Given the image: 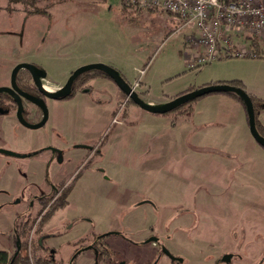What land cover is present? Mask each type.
Instances as JSON below:
<instances>
[{
    "label": "rangeland",
    "instance_id": "obj_1",
    "mask_svg": "<svg viewBox=\"0 0 264 264\" xmlns=\"http://www.w3.org/2000/svg\"><path fill=\"white\" fill-rule=\"evenodd\" d=\"M249 35L248 43L237 30L232 36L219 37L221 51L208 62H200L205 54L196 24L184 26L178 15L161 8H138L123 0H0V46L7 45L3 55L0 52V64L7 66L0 85L9 79L13 69L10 64L19 58L39 65L45 72V84L57 83L60 87L79 66L102 62L117 69L141 98L170 101L216 79H239L249 94L257 91L259 97H254L264 99V47L256 50ZM240 50L259 55H240ZM26 74L25 69L21 70L22 76ZM103 82L91 80L85 85L91 90L79 92L72 100L47 98L48 120L40 128H27L19 122L15 125L7 119L0 122V145L11 151H39L27 157L6 154L8 162L0 164V250H11L13 240L24 236L29 256H33L34 246L29 244L35 245L42 226V233L50 234L48 240L58 247L54 254L42 252L46 258L55 255L59 264H98L97 255L96 260L84 254L75 260L85 246L95 241L90 240L99 231L94 221L99 226L103 215L87 203L94 185H98L95 179L99 176L94 177V172L102 175L91 170L95 168L94 159L81 171H86L85 178L81 188L68 197V204L54 209L55 206L33 232L32 228L41 206L38 193L63 179L71 182L83 160L78 155L70 158L77 152L76 139L88 134L85 141L95 140L107 129L112 97L118 88L109 80L114 90V94L110 93ZM210 96L196 99L191 107L195 102H202L201 109L218 105L217 100L205 101ZM130 103L135 104L126 95L118 107L126 110ZM76 113L78 119L74 117ZM182 113L179 110L171 114ZM63 115L69 119L62 123ZM59 120L69 140L64 152L39 154L60 140L56 128ZM116 120L117 117L112 122ZM165 123L166 120H157L153 125L161 128ZM240 145L243 148L239 147V153L244 155L240 162L245 165H239V171L249 172L255 180L240 174L237 192L225 187L224 180L199 181V171L207 169L212 175L223 172V167L219 169L217 165V170L211 160L202 162L195 152L187 150L186 180L180 174L183 158L176 156L159 158L157 177L146 174L145 169L136 171L135 163L124 166L123 159L121 164L110 161L108 174L116 173L125 179L120 187L110 188L152 197L156 205H123L119 212L107 215V222L100 227H104V241L114 259H101V264H179L178 258H182V264H216L225 255L231 261L220 264H264V153L260 145L257 149L244 141ZM127 154L137 157L133 149L123 150V155ZM113 156L112 152L110 160ZM167 201L173 210L171 220H167L165 212ZM89 236V240H81ZM150 238L158 239L157 247L148 241ZM165 248L177 259L166 254Z\"/></svg>",
    "mask_w": 264,
    "mask_h": 264
},
{
    "label": "crops",
    "instance_id": "obj_2",
    "mask_svg": "<svg viewBox=\"0 0 264 264\" xmlns=\"http://www.w3.org/2000/svg\"><path fill=\"white\" fill-rule=\"evenodd\" d=\"M249 36L251 35H245L246 40H244V42H249ZM258 39L260 41L259 44L263 45L264 47V43L262 42L263 40L261 38ZM0 47V52H2L3 55L7 48V45H1ZM25 59L26 58H19V60ZM0 66V76H2L3 80L6 77L5 70L7 66L5 65V63H1ZM216 80L230 81L231 79ZM4 81L1 82L3 83ZM104 81V83L108 86L110 93H113L114 90L112 84L109 83V80ZM216 82H210L207 84ZM45 86L50 90H55L59 86V84H45ZM250 92L253 96L259 97L257 91ZM208 95L212 96H210L205 101H209L211 99L212 101L217 100L219 104L213 106L212 108L206 107V109H201L199 108V105L202 102H195V106L191 108L192 110L190 109L187 112L179 114L178 116H172V114H153L151 112H148L147 110L139 108L138 106H136V104L132 103L127 106L126 110L120 109L118 107L120 105V99L123 100L124 96L120 97L117 93L112 97L113 109L109 114V123L107 126L109 128L108 136L101 148V153L97 155L96 159L94 160L95 168H91L92 171L98 170L99 173H102V175H99L98 172H94V174H96L94 175V177H96L97 175L99 176V178L95 179L98 185H94L93 192L87 199V203L91 207L95 208L94 211L103 213L99 226L98 223L94 221L95 228H99L98 230L100 232L98 231V233H104V227L100 226H104V221L107 222V215L112 213L113 211L119 212L123 205L132 207L142 206L143 204L152 206L156 205L154 201L155 199L152 197L143 196L136 193H131L128 195L126 194L125 190L121 191L119 188H116L118 190H116L115 188H110L112 186L120 187L121 182L125 181L123 177H120L116 173H114L113 175L108 174L109 172L107 168L108 164H110V161H112L113 164H115V162L117 161L118 164H121V159H123L124 166H126L127 164L129 166H132V164L135 163L133 165H135L136 171H143L145 169L146 174H148L149 172V174H152V176L157 177L160 172L159 158H167L170 156L174 158L177 157L179 159L183 158L182 161L184 163V167L180 174L182 175V178L186 180L187 150L191 153L195 152L197 157L202 162H205L207 159L211 160L212 164H214V168L217 165L219 169L223 167V172L213 173L212 175L207 171V169L199 171V181L203 182L210 180H224L226 182L225 187L232 191L234 189V191L237 192L238 179L240 177V174H243L242 176L246 175L250 177L251 180H255V176L248 175L249 172L240 173L239 171V165H241V167H244L245 165L243 161L240 162V158H244V155L239 153V147L240 149L243 148L240 145V141L248 143L249 146L254 149H257V145H260L264 153V147L259 142H256L257 140L250 132L249 118L246 107L244 106V104H242V102L232 96L219 93ZM142 99L147 103L154 105L163 104L168 101L150 97H142ZM78 116L79 113H76L74 117L78 119ZM116 117L118 120L112 122V120ZM63 119L67 120L69 119V117L63 115L62 123L64 121ZM157 120H166V123L161 128H158L157 126L153 125V123ZM143 122L147 123L145 124L144 128H142L143 125H141ZM259 123L261 126L260 133L262 134V132H264V112L262 110L259 114ZM56 128L58 129V133L60 134V140L58 141L57 145L63 147L65 142L63 141L62 136L67 135L65 133V127L63 125L61 126L60 120L58 121V125L56 126ZM134 129L135 138L132 141ZM238 137H241L240 141ZM97 139L93 141L94 144H96L95 141ZM125 149H133L137 154V157H133V155L130 156L128 154L126 156L123 155V150ZM112 152L114 156L110 160V154ZM218 168L216 167L215 169L218 170ZM85 172L77 177L74 184L69 189L66 202L64 203L65 205L68 204V197L72 195L73 191L77 188H81V183L85 178ZM113 182L116 183L113 184ZM111 189H113V191ZM111 192H114V194L110 195ZM169 207L170 203L167 201L165 203V212H167L168 215L167 220H171L174 217V215H172L173 210ZM49 215L50 212L46 213L44 215L45 217H42L41 220L44 221V219H46ZM42 231L43 229L41 226L40 236L37 240V244L39 246L37 248L38 253L44 255L43 253L48 251L49 253L54 254L55 250L58 247L50 243L53 240H48L50 234H43ZM114 232L115 231H109V234ZM91 237L92 236H89L88 239H90ZM23 238L24 236L18 237L17 240H13V243H11L10 245L11 250L7 249L6 251L9 254H12V252L19 250L23 246ZM81 240H83V238ZM77 241L80 242V240ZM151 244L156 247L158 246V243L155 241L151 242ZM81 255H83V257L85 255H89L88 257L95 258L96 260V253L92 249V247H84L75 260H78ZM54 256L55 255H53L52 258L55 260ZM97 263L101 264L100 261H98Z\"/></svg>",
    "mask_w": 264,
    "mask_h": 264
},
{
    "label": "flooded vegetation",
    "instance_id": "obj_3",
    "mask_svg": "<svg viewBox=\"0 0 264 264\" xmlns=\"http://www.w3.org/2000/svg\"><path fill=\"white\" fill-rule=\"evenodd\" d=\"M22 62H28V61L18 59V61H16L15 64H12L11 68L14 69L17 64L22 63ZM28 63L35 64L38 68V71L42 70V69H40V66L37 65L35 62H28ZM13 69H12V71H13ZM23 69L26 70V73H27L26 76L21 75V70H23ZM84 72H86V71H84ZM84 72L80 73L74 79V81L71 85V91L70 92H72V91L75 92L74 96L69 98V99H61V97H59L58 99L72 100L78 96L79 92H89L91 89H87V86H85V85H86V83L88 85V83H90L91 80H103V81L104 80H111V81H113V83H115L114 85H116L118 88V95L120 97L124 96L123 94H121L122 90L120 89V87L110 77H107L105 75L91 76L90 74L94 71L88 72V73H84ZM43 80H44V77L41 76L40 82L42 83V87H39L37 85L35 79H34L33 73L27 67L20 68L16 73L17 89L15 91L18 94V97L20 99V103L22 106L21 114L26 121L33 123V124L41 122L44 118V115H45L43 107L39 103H37L34 99L40 101L42 104H45L47 107V104H46L47 98H52V97L48 96L46 94V92L47 91L48 92H56L60 88H62L64 86V84L66 83L65 82L61 87L58 86L55 90H50L45 86V83ZM0 86H12V72H11V75L9 76V79L4 81ZM104 87L106 88V85ZM107 89L109 90V88H107ZM22 92L30 95L33 99H30V97L25 96ZM109 92H110V90H109ZM18 110H19V102H18V99L16 98V95L13 93L7 92V91H0V122L7 119L9 121L11 120L13 123H15V125H17V123L19 122L21 125H23L27 128H30V127L24 125L20 121V119L18 118ZM47 110H48V108H47ZM47 120H48V118H47ZM47 120H46V122H47ZM18 128H19V126H18ZM32 129H36V128H32ZM108 131H109V128L107 127V129L104 131V133L100 134L99 138L95 141L96 144L93 143L94 140H92V138H89L88 139L89 141H85V140H87L86 136L88 134H86L85 136H82V137L79 136L80 139H76V142L78 145V147L76 149L77 152H75L74 154H71L70 158H74L78 155V157L79 158L81 157V159H83V160L78 165L77 169L73 172V174H72L73 178H72L71 182L65 181L63 179L57 185L52 183V186L46 192L44 191L42 193H38L36 198H37L38 202L41 204V206L39 207L37 214L35 215V220H34L35 223L33 225L32 232H33V230H35L37 223L41 221L42 217H44V215L46 213L53 210V208L55 206H57V207H55L54 209L65 205L64 203L66 202L67 195L69 193V189L71 188V184L73 182H75V179L78 176L83 174V172L81 173V171L83 170L85 165L87 163L91 162L93 159L95 160L96 156L101 153V148L107 139ZM64 138H65V140H63L64 142H66V140L69 141L67 136H64ZM57 144H52V145L50 144L47 147H44L43 151H41L39 154L50 153V155L53 156L55 154L54 153L55 151H63L64 152L65 143H64L63 147H60ZM7 148H9V147H5V146L0 145V164L2 162L3 163L8 162L7 158H5V157H7L6 154L11 155V156L13 155V157H19V156L20 157H27L30 155H36L39 152V151H36L34 153H30V152L21 151V150L11 151L12 149L10 150ZM68 187H69V189L67 190ZM101 234H103V233H97L96 235L93 234L94 237L90 240H95V241L90 243V245L85 246V248L92 247V249L95 251L97 256H98V250L95 247V242L97 240H105V237H106V235L104 237H101ZM83 240H89V239L85 238ZM148 241L158 242V239L157 238H150V239H148ZM104 243H105V241H104ZM105 246L107 247L106 244H105ZM113 257L114 256H112V259H114ZM223 258H224V256L222 257V259H218L216 264H218V262L220 264L221 261L223 262L224 261ZM230 261H231V257H229V260L225 261V262H230ZM179 264H182V261H179Z\"/></svg>",
    "mask_w": 264,
    "mask_h": 264
},
{
    "label": "built area",
    "instance_id": "obj_4",
    "mask_svg": "<svg viewBox=\"0 0 264 264\" xmlns=\"http://www.w3.org/2000/svg\"><path fill=\"white\" fill-rule=\"evenodd\" d=\"M123 2L139 8H161L178 15L184 21V26L195 23L205 54L199 58L200 62H208L215 58L216 53L222 48L218 44V38L224 35L232 36L234 30L264 39V0H123ZM224 41L229 43L226 39ZM238 53L255 56L254 52L248 53L244 50ZM30 254L32 257V253Z\"/></svg>",
    "mask_w": 264,
    "mask_h": 264
},
{
    "label": "water",
    "instance_id": "obj_5",
    "mask_svg": "<svg viewBox=\"0 0 264 264\" xmlns=\"http://www.w3.org/2000/svg\"><path fill=\"white\" fill-rule=\"evenodd\" d=\"M22 67H27L28 69H30L34 75V79H35L37 85L39 87H42V83L40 82V77L41 76L44 77L45 72L43 70L38 71L37 66L33 63L22 62V63L17 64L12 71V86H0V91H7V92L15 94L16 98L18 99V102H19L18 118L20 119V121L24 125H26L30 128H39L45 124V122L48 118V110H47V107L45 104H42L40 101L34 99L37 103H39L43 107L44 112H45L43 120L39 123H34V124L30 123V122L26 121L21 114L22 106H21L18 94L15 90L17 89L16 73ZM89 69H99V70L106 72L116 82V84L120 87V89L135 104L139 105L142 109L147 110L148 112H151L153 114H166V113L172 112L178 106H180L181 104H183L185 102H188L192 99H196V98H199L201 96L208 95L211 93H215L218 91L235 92L244 99L246 109L248 112L249 127H250L251 134L257 140V142L264 145V135H262L260 133V131L258 130V128L256 126V115H255V108H254V103H253L252 97L243 87L236 86V85H233L230 83L206 84V85L200 86L196 89L184 92V93L176 96L175 98H173L170 101H167L163 104L154 105V104L147 103L140 96H138L136 94L135 90L133 89V87L130 84H128V82L124 79V77L120 74V72L117 69H115L114 67H112L108 64L102 63V62H92V63H87L84 65H81L78 68H76L71 73V75L67 79L64 86L62 88H60L58 91H56V92H48L47 91L46 94L52 98H59V97H63V96L68 95L71 91V85H72L74 79L80 73L87 71ZM22 93L25 96L30 97V99H33L30 95H28L24 92H22ZM164 252L166 254H168L170 257H172L173 259H177V257H175L170 252V250H168L167 248L164 249ZM229 257H230L229 255H226V256H224L223 260L228 261ZM178 260L182 261V258H178Z\"/></svg>",
    "mask_w": 264,
    "mask_h": 264
},
{
    "label": "trees",
    "instance_id": "obj_6",
    "mask_svg": "<svg viewBox=\"0 0 264 264\" xmlns=\"http://www.w3.org/2000/svg\"><path fill=\"white\" fill-rule=\"evenodd\" d=\"M139 8V7H138ZM147 9H158V8H147ZM250 38V37H249ZM252 39V45L255 46L256 50H260L261 45L259 44L260 41L259 39L255 38V36L252 35L251 37ZM263 43H264V39H262ZM262 50V49H261ZM259 55V53H255V56ZM94 71V72H92ZM88 72H92L90 75L91 76H98V75H105L107 77H110L107 73L99 70V69H89L84 73H88ZM111 78V77H110ZM112 79V78H111ZM216 83H230L236 86H240L243 87V82L239 79H234V80H230V81H218ZM190 91V90H188ZM187 92V91H185ZM184 93V92H183ZM215 93H219V94H225L228 96H232L236 99H238L240 102H242V104L245 105L244 99L238 95L235 92L232 91H218ZM75 94V92H70L68 95L61 97V99H69L71 97H73ZM121 94H123L124 96H126V94L121 91ZM213 94V93H211ZM205 96V95H204ZM250 96L252 97L253 103H254V108H255V115H256V126L258 128V130L260 131V123H259V114L260 111L262 109H264V99H256L252 94H250ZM202 97V96H201ZM200 98V97H199ZM198 99V98H196ZM196 99H192L188 102H185L183 104H181L180 106H178L175 110H173L172 112L166 113V114H158V115H168L171 114L175 111H179L182 112H187L188 110H190L192 102H194ZM132 101V100H131ZM259 105V106H258ZM262 135H264V132H262ZM264 147V145H262ZM106 234H101V237H104ZM34 251H33V256L30 257L29 253H28V249H27V240L23 241V246L19 249L16 250L15 252H13L12 254H9L6 250H0V264H59L57 263L52 257H45L42 254L38 253V244L37 241L36 243H34ZM95 247L98 250V260L100 261L101 259H105V258H112L113 253L105 246L104 240H97L95 242Z\"/></svg>",
    "mask_w": 264,
    "mask_h": 264
}]
</instances>
